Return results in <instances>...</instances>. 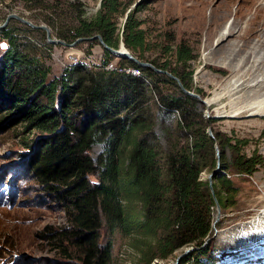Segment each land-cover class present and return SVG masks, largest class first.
I'll return each mask as SVG.
<instances>
[{
  "label": "trees",
  "instance_id": "obj_1",
  "mask_svg": "<svg viewBox=\"0 0 264 264\" xmlns=\"http://www.w3.org/2000/svg\"><path fill=\"white\" fill-rule=\"evenodd\" d=\"M118 10V0H102L96 18L77 26L72 37L100 33L109 43ZM123 32L133 53L147 47L145 30L134 12L128 13ZM0 37L8 39L7 47H0V129L13 135V150L24 173L65 212L63 225H47L44 232L55 263L112 264L113 240L104 241L105 228L129 236L145 264L187 245L198 248L180 264H202L200 257L211 256L216 201L201 172L206 165L204 150L214 144L216 150L218 136L205 131L210 120L199 109V99L188 93L163 94L152 78L161 74L127 58L140 73L75 62L53 74L33 54L29 41L20 42L6 26L0 28ZM111 56L107 49L105 62ZM195 58L194 48L181 40L177 65L150 61L179 76L188 87L179 66ZM154 93L160 94L163 108L179 112L187 139L165 151L149 105ZM235 141L229 138L233 157L227 168L253 175L264 157L242 152L246 140ZM97 142H103L104 149L95 158L91 150ZM216 164L215 159L214 168ZM214 188L218 197L216 183Z\"/></svg>",
  "mask_w": 264,
  "mask_h": 264
},
{
  "label": "rangeland",
  "instance_id": "obj_2",
  "mask_svg": "<svg viewBox=\"0 0 264 264\" xmlns=\"http://www.w3.org/2000/svg\"><path fill=\"white\" fill-rule=\"evenodd\" d=\"M118 1L119 10L115 15L117 27L110 39V45L120 47L124 38L127 12H134L135 18L145 30L147 42V47L143 51L139 49L134 54L142 55L143 60L147 61L157 60L162 63L170 60L171 65L175 66L176 47L181 40L190 44L196 54L191 64L178 66L186 75L188 85L186 87L200 93L207 101L203 102L198 98L199 109L206 119L210 120L205 126V131L210 129L215 138L218 136L216 145L220 149L221 162V168L214 177V183L220 190L217 198L221 205V215L215 223L217 231L214 229L212 255L200 257V262L264 264V219L259 221L256 218L264 211V161L258 164L253 175L227 168L233 157L229 138H232V142H236L238 138L246 140V143L241 145L242 152L247 154L258 152L264 157V113L252 111L251 103L259 95L256 96L249 86L255 82L257 76L254 78L248 68L252 62H243L241 57L244 51H235L238 49L235 42L247 41L240 37L235 41V38H229L230 40L228 39L226 44L222 43V46L219 44L220 39L218 40L220 27L223 30L225 25L231 24L234 19L232 11L238 4H242L243 0H208L204 6L191 5L204 0ZM229 1L232 11L222 25L217 26V30L209 26L208 22H204L203 18L209 15L211 7ZM136 2L140 3L139 6L135 5ZM101 6L102 0H0V24L10 13H18L36 24L48 25L52 37L72 42L76 39L72 37L74 29L84 22L95 19ZM199 7L205 8L200 12ZM260 18L264 19L263 10ZM6 27L11 29L12 34L18 36L20 42L29 41L34 44L35 46L30 44L33 54L50 66L53 74H59L65 67L75 62L88 67L107 69L110 68L108 67L110 64L115 68L140 73V70L130 65L124 56L111 53L112 56L105 62L107 48L98 38L82 39L74 46H67L48 41L45 29L35 28L14 17L9 19ZM63 36L68 37V40ZM7 40L0 37L2 45L7 44ZM126 47L132 51L127 44ZM73 56L77 57L76 61ZM239 57L241 63L238 61ZM158 73L161 75L152 78L158 83L163 94L179 96L186 93L177 80L165 72ZM258 74L257 79L263 77L262 74ZM208 99L212 101L208 103ZM149 105L153 113L154 129L161 140V150L165 151L176 143L180 145L185 143L187 139L181 132L179 112L163 108L159 93L152 95ZM198 128L197 123L194 130L197 131ZM13 139L10 132L0 133V264H56V255L44 232H47V225H63L66 220L65 212L46 197L24 173L21 159L13 150ZM103 149L104 143L97 142L91 153L97 158ZM215 151V144L213 148L204 150L206 165L201 172L203 179L208 178L211 169L214 168V160L218 159ZM92 179L95 180V176H92ZM135 205L137 209L141 208L136 202ZM216 213L217 204L213 210L214 219ZM103 239L113 240L112 264H145L142 254L131 246V238L123 236L118 229L111 232L105 228ZM183 249L184 247L167 257L157 256L150 264L156 261L161 264H172Z\"/></svg>",
  "mask_w": 264,
  "mask_h": 264
},
{
  "label": "bare ground",
  "instance_id": "obj_3",
  "mask_svg": "<svg viewBox=\"0 0 264 264\" xmlns=\"http://www.w3.org/2000/svg\"><path fill=\"white\" fill-rule=\"evenodd\" d=\"M203 2H200V3L194 2L191 5L204 6L207 4L208 0H204ZM189 8H190V6H189ZM204 8L205 7H199V11L202 12L204 10ZM262 10L264 11V0H243V3L238 4L234 8L233 11L231 9V2L229 1L228 3L226 2V4L223 3L220 5H217L216 7H211L209 15H207V16L205 15L203 18L205 23L208 22L209 26L211 25V27L213 26L212 28H215L217 30V26L220 27L222 25L223 21L225 20L226 16L229 14V12L232 11L234 19L232 20V22L229 26L225 25L223 30L220 27L218 40L220 39L219 44L222 45V43L224 44L229 38L230 39L235 38L234 41L238 39L237 37H240L241 39H243V38L246 39L247 43L235 42L236 43L235 45L238 47V49H235V51H240V52L244 51V55L241 57L243 59V62H246V61L252 62L251 66L250 67L247 66V67L250 68V71L252 72L254 78L256 76L257 77L259 76L258 73L262 74V76H263L262 78L260 77L258 79L256 77L255 82L253 84L249 85L250 89L256 93V96L259 95V97H257V98L255 97L254 101L251 103V105L253 106L252 111H254L255 113H258V112L264 113V93L262 92V91H264V19L260 18ZM245 17H246V19H244ZM242 24H244V25L242 26ZM215 29H213V31H215ZM214 33H216V32H214ZM242 41H244V40H242ZM227 44H229V42ZM230 44H232V43H230ZM121 46H123V40L121 41ZM225 48H226V46H225ZM228 49H230V48H228ZM230 57H232V56H230ZM241 58L238 60L239 62L242 61ZM230 61H231V58H230ZM239 62H238V64H239ZM249 77H250V75H249ZM211 101H212V99H208V103H210ZM257 214H259V213H257ZM256 218H258L257 220H259V221H263L264 211H262V214L258 215ZM154 264H161V263L156 261V262H154Z\"/></svg>",
  "mask_w": 264,
  "mask_h": 264
},
{
  "label": "water",
  "instance_id": "obj_4",
  "mask_svg": "<svg viewBox=\"0 0 264 264\" xmlns=\"http://www.w3.org/2000/svg\"><path fill=\"white\" fill-rule=\"evenodd\" d=\"M136 4H137V2L135 3V5ZM127 16H128V12H127L126 18H127ZM11 17L17 18L20 21H22L24 23H27V24L35 27V28H43V29H45L46 30V33H47V39L50 42H59V43L65 44L67 46H74L78 41H80L82 39L98 38L99 41L112 54H115L117 56H124V57H126V58H128V59H130L132 61H135V62L141 64V65L150 66V67H152L154 70H156L158 72H165V73H167L172 78H174L175 80H177V82L180 84V86L182 87V89L186 93H188V94H190V95H192L194 97H197V98L201 99L203 102H207L205 99H203L201 97L200 93L195 92V91H192L189 88H187L185 86V84L183 83V81L181 80V78L179 76H177L176 74L172 73L170 70L164 69V68H161V67H158L153 62L140 59L138 56H136L131 50H129L126 47V43H125L124 38H123V46L120 45V47H114V46L110 45L109 43H107L106 40L104 39V37L102 36V34H100V33H95L92 36H80V37L76 38L74 41L68 42V41H66L64 39H61V38H54V37H52L51 28L48 25H46V24H36V23L30 21L29 19H27L26 17H24V16H22V15H20L18 13H10L7 16L6 20L3 23L0 24V28L5 27ZM72 58H74V61H76V59H77L76 56H73ZM207 132H208L209 136L215 138L214 133L210 129H208ZM216 152H217V156H218L216 167L209 173L208 178H207V180L209 181V186H210L211 192L213 193V196H214L215 201H216V204H217V213H216L215 219L213 221L214 222V227H215L216 221L220 218V215H221V205L219 204L218 198L216 196L215 188H214V177L217 175V173L219 172V170L221 168L220 149H219L218 145H216ZM214 229L217 231V228L216 227ZM197 248L198 247L197 246H194V245L185 246L184 249H183V251H181L176 256V258H175V260H174V262L172 264H180V262H181V260H182L183 257H185L187 254H189L191 251H193V250H195Z\"/></svg>",
  "mask_w": 264,
  "mask_h": 264
},
{
  "label": "built area",
  "instance_id": "obj_5",
  "mask_svg": "<svg viewBox=\"0 0 264 264\" xmlns=\"http://www.w3.org/2000/svg\"><path fill=\"white\" fill-rule=\"evenodd\" d=\"M108 67H110V68H108V69H113V68H115L114 66H112V65H110L109 64V66ZM117 68V67H116ZM121 70H123V68H120Z\"/></svg>",
  "mask_w": 264,
  "mask_h": 264
},
{
  "label": "snow or ice",
  "instance_id": "obj_6",
  "mask_svg": "<svg viewBox=\"0 0 264 264\" xmlns=\"http://www.w3.org/2000/svg\"><path fill=\"white\" fill-rule=\"evenodd\" d=\"M0 47H7V45H0Z\"/></svg>",
  "mask_w": 264,
  "mask_h": 264
}]
</instances>
